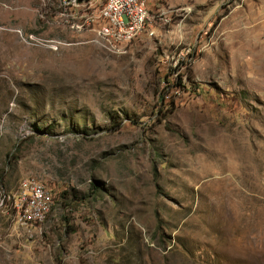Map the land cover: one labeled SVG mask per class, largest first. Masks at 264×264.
I'll return each instance as SVG.
<instances>
[{
	"label": "rangeland",
	"instance_id": "1",
	"mask_svg": "<svg viewBox=\"0 0 264 264\" xmlns=\"http://www.w3.org/2000/svg\"><path fill=\"white\" fill-rule=\"evenodd\" d=\"M144 1L115 54L105 0H0V194L53 195L0 264H264V0Z\"/></svg>",
	"mask_w": 264,
	"mask_h": 264
},
{
	"label": "built area",
	"instance_id": "2",
	"mask_svg": "<svg viewBox=\"0 0 264 264\" xmlns=\"http://www.w3.org/2000/svg\"><path fill=\"white\" fill-rule=\"evenodd\" d=\"M95 19L86 21L87 26L93 25L95 40L109 52L123 54L148 30L150 14L144 0H105ZM52 205L51 190L34 177H24L14 189L0 194V209L8 214L13 226L27 231L40 228Z\"/></svg>",
	"mask_w": 264,
	"mask_h": 264
}]
</instances>
